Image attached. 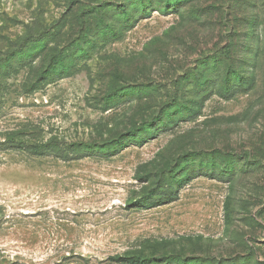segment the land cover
I'll list each match as a JSON object with an SVG mask.
<instances>
[{"label":"rangeland","instance_id":"rangeland-1","mask_svg":"<svg viewBox=\"0 0 264 264\" xmlns=\"http://www.w3.org/2000/svg\"><path fill=\"white\" fill-rule=\"evenodd\" d=\"M122 255L264 264V0H0V264Z\"/></svg>","mask_w":264,"mask_h":264},{"label":"trees","instance_id":"trees-1","mask_svg":"<svg viewBox=\"0 0 264 264\" xmlns=\"http://www.w3.org/2000/svg\"><path fill=\"white\" fill-rule=\"evenodd\" d=\"M51 67H53V66H51ZM51 67L49 64V68L47 70L49 71V69ZM51 70L52 71L50 74L55 72V69L52 68ZM140 127H137L136 129H138ZM54 139H56V138H54ZM54 139H50L46 143H42L40 145L33 146V151L37 154H40V155H42V154H44V155L54 154L58 157L63 156L60 147L56 146V145L55 146L52 145ZM185 184H186L185 181L181 182L179 189L184 187ZM178 191L179 190H177L175 193H171L169 195V199H172V197H175L176 195H178V193H177ZM162 201L163 200H147L146 198L140 199L138 201V206L145 207V208H151L153 206L162 204L163 203ZM112 259L116 262L127 263V264H156V263H152L151 261H149L147 259L141 258L139 256H135V255H133V256H128V255L113 256Z\"/></svg>","mask_w":264,"mask_h":264}]
</instances>
